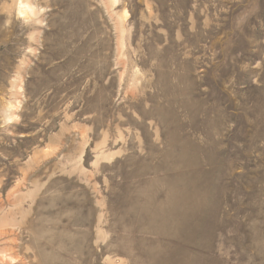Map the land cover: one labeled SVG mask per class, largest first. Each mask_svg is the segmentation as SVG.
I'll list each match as a JSON object with an SVG mask.
<instances>
[{
  "label": "rangeland",
  "instance_id": "374dc122",
  "mask_svg": "<svg viewBox=\"0 0 264 264\" xmlns=\"http://www.w3.org/2000/svg\"><path fill=\"white\" fill-rule=\"evenodd\" d=\"M26 1L0 0V264H264V0Z\"/></svg>",
  "mask_w": 264,
  "mask_h": 264
},
{
  "label": "bare ground",
  "instance_id": "6f19581e",
  "mask_svg": "<svg viewBox=\"0 0 264 264\" xmlns=\"http://www.w3.org/2000/svg\"><path fill=\"white\" fill-rule=\"evenodd\" d=\"M116 0H114L115 2ZM19 4H20V9H19V13H23L26 11H29L30 13L34 12L32 9V6L25 0H19Z\"/></svg>",
  "mask_w": 264,
  "mask_h": 264
}]
</instances>
